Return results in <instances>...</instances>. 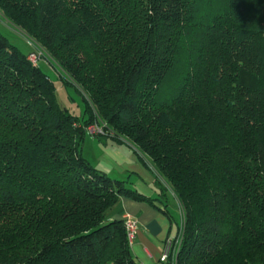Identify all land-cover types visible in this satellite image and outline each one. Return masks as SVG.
Returning <instances> with one entry per match:
<instances>
[{"label": "trees", "instance_id": "trees-1", "mask_svg": "<svg viewBox=\"0 0 264 264\" xmlns=\"http://www.w3.org/2000/svg\"><path fill=\"white\" fill-rule=\"evenodd\" d=\"M0 14L30 47L0 33V264H138L107 212L128 197L168 216L167 191L181 241L159 264H264V0H0ZM99 123L155 170L160 206L83 156Z\"/></svg>", "mask_w": 264, "mask_h": 264}, {"label": "crops", "instance_id": "crops-1", "mask_svg": "<svg viewBox=\"0 0 264 264\" xmlns=\"http://www.w3.org/2000/svg\"><path fill=\"white\" fill-rule=\"evenodd\" d=\"M88 133L91 136H96L90 130ZM95 138L94 155L89 156L84 148L82 149L83 156L91 165L105 172L112 179L124 181L129 189L154 199V203L160 206L161 204L157 200L159 192L156 182L157 175L148 161L141 158L126 140H115L111 135L104 136V140H100L97 136ZM99 142L103 145L100 146ZM104 143L106 144L104 145ZM106 150H109L111 156L105 155L104 151ZM127 171L136 175H124ZM166 200L168 216L146 201L128 197H120L107 212L109 220H124L126 217H130L136 221L137 226L130 243V251L138 264H159V257L166 250L167 240L176 237L179 233L181 214L177 201L170 191L166 192ZM171 204L175 208L172 209Z\"/></svg>", "mask_w": 264, "mask_h": 264}, {"label": "rangeland", "instance_id": "rangeland-1", "mask_svg": "<svg viewBox=\"0 0 264 264\" xmlns=\"http://www.w3.org/2000/svg\"><path fill=\"white\" fill-rule=\"evenodd\" d=\"M0 33L9 41L10 44L18 48L22 53L26 54L29 52L30 47L26 40V37L20 32L19 29L12 26L5 18L0 14ZM39 66L41 67L42 71L47 74L50 80L53 82L56 97L59 105L63 108L69 110L72 114L81 117L83 115L84 110V102L80 93L72 86H64L59 78L57 70L51 66L45 60H39ZM101 124H97L95 126L89 127V130L93 133H101ZM96 136H91L89 133L85 136L82 149L92 156L95 154V142ZM106 143H104L105 145ZM99 145L102 146L103 144L99 142ZM110 150V148H108ZM117 149V148H115ZM105 150V149H103ZM109 150L104 151L105 155H110ZM92 158V157H91ZM114 175V173H112ZM124 175H136L133 172L127 171ZM172 197V196H171ZM174 201L173 198H171ZM172 209L175 208L173 204H171ZM175 214V212H174Z\"/></svg>", "mask_w": 264, "mask_h": 264}, {"label": "built area", "instance_id": "built-area-1", "mask_svg": "<svg viewBox=\"0 0 264 264\" xmlns=\"http://www.w3.org/2000/svg\"><path fill=\"white\" fill-rule=\"evenodd\" d=\"M38 58H39V56L35 52L30 53L28 56V59L32 63H35L38 60ZM124 222H125V231H126L127 239L129 241V243H131V241L134 237V234H135L137 223L134 219H132L130 217H126L124 219ZM180 241H181L180 234L177 235L176 237L169 238L167 240L166 250L159 257V262L166 261L168 258L169 251L170 250L174 251L175 247L180 243Z\"/></svg>", "mask_w": 264, "mask_h": 264}]
</instances>
